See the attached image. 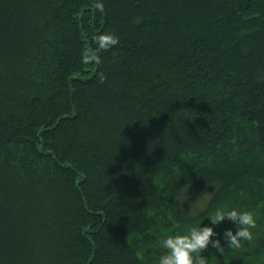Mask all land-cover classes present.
<instances>
[{"label":"trees","instance_id":"trees-1","mask_svg":"<svg viewBox=\"0 0 264 264\" xmlns=\"http://www.w3.org/2000/svg\"><path fill=\"white\" fill-rule=\"evenodd\" d=\"M103 3L0 0V264H157L226 202L259 223L215 264H264V0Z\"/></svg>","mask_w":264,"mask_h":264},{"label":"clouds","instance_id":"clouds-1","mask_svg":"<svg viewBox=\"0 0 264 264\" xmlns=\"http://www.w3.org/2000/svg\"><path fill=\"white\" fill-rule=\"evenodd\" d=\"M94 9L103 11V0H94ZM95 48H86L82 51L83 63H100L101 50L110 49L118 44L119 37L112 32H101L94 36ZM191 211V208L190 210ZM211 224L201 222L192 225L184 232H166L161 239L164 251L159 255L157 264H210V259L202 255V250L211 245L218 252L225 255V244L228 251H240L246 249L255 238V230L259 223V213L252 208H244L235 203L226 202L218 205L209 214ZM231 221L232 227H227L219 232L214 225L224 221Z\"/></svg>","mask_w":264,"mask_h":264},{"label":"rangeland","instance_id":"rangeland-1","mask_svg":"<svg viewBox=\"0 0 264 264\" xmlns=\"http://www.w3.org/2000/svg\"><path fill=\"white\" fill-rule=\"evenodd\" d=\"M215 188H211V189H208V190H203V191H194L192 193V197H191V200L193 199L194 202L197 204L198 208L200 207L203 208L206 203L208 202L210 196L212 195L213 191H214ZM199 223V222H198ZM196 223V224H198ZM202 224H208L206 221H202ZM195 225V224H193ZM192 226V225H191ZM191 226H185L184 228H182L180 230V232H184V231H187V229ZM222 243L226 244V241H224L223 239L221 240ZM202 255L204 256H207L209 257L210 259V264H215L216 263V259H217V255L220 254V252H218L214 247H212L211 245H209L208 248L202 250Z\"/></svg>","mask_w":264,"mask_h":264}]
</instances>
